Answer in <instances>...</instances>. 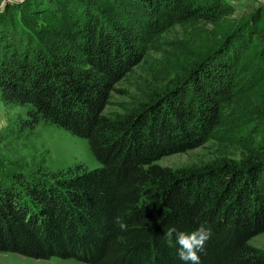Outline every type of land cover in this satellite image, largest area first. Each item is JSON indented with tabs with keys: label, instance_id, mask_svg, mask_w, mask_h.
Masks as SVG:
<instances>
[{
	"label": "trees",
	"instance_id": "obj_1",
	"mask_svg": "<svg viewBox=\"0 0 264 264\" xmlns=\"http://www.w3.org/2000/svg\"><path fill=\"white\" fill-rule=\"evenodd\" d=\"M114 7L115 10H108ZM223 0H17L0 11V95L87 141L99 166L56 174L0 160V252L84 264H183L169 227L211 238L200 264H264V26L234 23ZM260 13H264L261 9ZM55 14L62 27L38 22ZM261 15V14H260ZM205 24L213 40L164 90L124 115L112 93L168 28ZM205 48V49H206ZM240 157L199 171L158 162L203 145L214 131ZM121 217L128 225L120 231Z\"/></svg>",
	"mask_w": 264,
	"mask_h": 264
},
{
	"label": "rangeland",
	"instance_id": "obj_2",
	"mask_svg": "<svg viewBox=\"0 0 264 264\" xmlns=\"http://www.w3.org/2000/svg\"><path fill=\"white\" fill-rule=\"evenodd\" d=\"M17 0H0V11L6 4ZM234 8L231 16L234 23L245 17H252L251 23L264 26V0H223ZM108 10L114 11V7ZM261 14V15H260ZM38 22L52 30L62 27L57 15L47 14ZM212 27L197 24L192 27L174 26L168 28L148 48L143 61L126 74L115 87L106 107L105 115L115 119L124 115L135 101H143L152 91L164 90L173 78L179 77L185 68L203 56L213 40ZM206 48V49H205ZM256 99L242 98L240 103L257 101L264 96V87L258 91ZM28 106L7 104L0 95V119L7 121V127L0 129V160L24 164L31 170L40 165L42 171L59 174L67 169L81 167L94 169L99 166L86 140L75 137L51 122H40L34 127L28 122ZM230 134L214 131L202 146L193 150L161 159L158 164L173 171H199L204 165L217 158L236 161L240 151L237 141ZM251 246L264 252V233L250 241ZM0 264H84L76 259L51 258L33 259L15 253L0 252Z\"/></svg>",
	"mask_w": 264,
	"mask_h": 264
},
{
	"label": "clouds",
	"instance_id": "obj_3",
	"mask_svg": "<svg viewBox=\"0 0 264 264\" xmlns=\"http://www.w3.org/2000/svg\"><path fill=\"white\" fill-rule=\"evenodd\" d=\"M7 127V121L0 119V129ZM114 223L120 231H126L128 225L119 216ZM168 241L174 239L177 246V256L183 264H200V253L204 252L206 242L211 238L212 230L204 224L199 225L191 232L179 231L175 227H169L164 233Z\"/></svg>",
	"mask_w": 264,
	"mask_h": 264
}]
</instances>
